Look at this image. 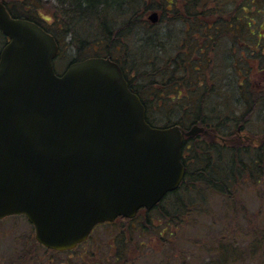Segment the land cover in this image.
<instances>
[{
	"label": "water",
	"instance_id": "95a60500",
	"mask_svg": "<svg viewBox=\"0 0 264 264\" xmlns=\"http://www.w3.org/2000/svg\"><path fill=\"white\" fill-rule=\"evenodd\" d=\"M0 28L11 38L0 59V218L26 214L39 242L68 250L96 224L133 217L179 187L184 137L204 127L152 126L110 58L58 76L54 36L2 2Z\"/></svg>",
	"mask_w": 264,
	"mask_h": 264
},
{
	"label": "trees",
	"instance_id": "16d2710c",
	"mask_svg": "<svg viewBox=\"0 0 264 264\" xmlns=\"http://www.w3.org/2000/svg\"><path fill=\"white\" fill-rule=\"evenodd\" d=\"M4 1L12 3L14 13L19 16L34 14L36 10L45 13L49 3L48 0ZM56 3L54 15L58 18V26L55 21L49 25L58 28L52 32L60 48L62 38L69 37L67 43L77 56L91 49L96 55L110 56L120 62L126 69L132 90L142 97L152 125L178 124L187 130L198 124L209 130L207 134L185 137L182 160L186 173L178 189L168 193L152 209H141L135 218L119 217L100 227L115 225L121 219V228H124L126 223L136 220L138 230L144 232L152 228L153 217L163 219L169 226L195 225L202 214L213 210L209 200L212 197L213 201L215 196L223 210L222 221L229 223L232 213L239 214L244 206L234 195L249 185H264V141L255 146L251 141L238 138L231 144L229 138L237 136L234 121L232 117L229 123L223 121V116L226 119L224 110L217 107L225 105L221 103L225 101L212 99L226 83L223 75L214 71V59L218 46L223 45L221 50L228 46L233 54L224 58V66L232 65L236 69L237 62L252 61L257 71L264 70V0H56ZM153 9L161 12L159 23L163 17L170 25L179 24L181 42L174 39L176 35L161 36L159 32H152L158 24L148 19ZM136 34L138 45L132 49L131 41ZM138 54L142 57L138 62H142L143 70L136 61ZM81 59L74 57L72 62ZM255 66L248 67L249 71ZM130 73H133V80ZM230 76H227L229 82ZM243 81H237L240 93L244 91ZM237 82L234 80V85ZM244 93L248 98L243 114H250L259 97L264 95V87L249 85L248 92ZM165 116L167 120L163 121ZM259 197H264V189ZM1 231L4 235L7 233L6 229ZM120 237L119 244L125 240L123 230ZM212 239L213 236L208 235L207 241ZM253 242L264 249V235ZM206 243L208 257L197 254L194 259H182L181 264H237L240 261L237 246L230 243L226 235L220 236L217 243ZM83 246L85 243L66 253ZM45 252L61 253L46 248ZM50 258L48 264H53L54 257ZM12 263L29 264L26 260H13ZM127 263L119 261V264Z\"/></svg>",
	"mask_w": 264,
	"mask_h": 264
},
{
	"label": "rangeland",
	"instance_id": "374dc122",
	"mask_svg": "<svg viewBox=\"0 0 264 264\" xmlns=\"http://www.w3.org/2000/svg\"><path fill=\"white\" fill-rule=\"evenodd\" d=\"M48 1L45 13L50 15L51 18L45 24L49 25L55 21V24L58 26V18L54 15V12H56V0ZM164 19L162 17V20L160 23L158 22L152 32H159L161 36L165 34H169L170 36L176 35L174 39L178 43L181 42L182 29L179 28V24H175V22L170 25ZM56 25H49V27L52 31H55L58 30ZM138 32L142 31L138 30ZM132 39V49L137 48V34ZM68 40L69 37H67V40H64V38L61 40L62 47L56 59V68L59 72L64 71L74 57L80 59L97 54L90 49L87 53L77 56L73 47L67 43ZM222 47L223 45L216 48L214 71L223 75L226 83H224L222 88L220 87V91L217 90L218 92L214 93L215 95L212 99L214 102L216 99L220 101L223 99L225 101L221 102L225 105L220 104L217 108L224 110L222 113H225L226 119L223 116V121L226 123L232 117L233 120L231 121H234L235 133L238 126L241 125L243 129L240 132L241 137H238V132L236 137L233 136L234 140L231 144H234L238 138L246 142L248 141L246 136H249L251 144L259 146L264 141V95L259 97L255 106L252 107L253 111L251 110L250 114L249 112L243 114L248 98L245 97L248 94L244 93V91L248 92L249 85L253 88L256 86L258 88L264 87V70L257 71L256 63L252 61H239V63L237 62L236 69L232 65L224 66V58L233 53L228 51V46H225L221 50ZM132 57L134 56L132 55ZM139 58L142 59L138 54L137 62ZM138 63L141 64L139 68L145 69L142 62ZM253 64L255 69L249 71L248 67H251ZM126 67L130 69L127 64ZM151 70L153 68L149 69V71ZM133 72L135 74V71ZM227 76H230V82ZM243 76L245 77L244 81ZM129 77L132 79L133 73H130ZM259 79L263 80L262 83L257 82ZM234 80L235 82L243 81L241 86L244 89L243 92H239V82L234 85ZM174 113L176 114V112ZM167 117L165 116L163 121L167 120ZM263 189L264 185L257 187L249 185V188L235 194V200L244 206H242L241 211L237 215L232 213L234 211H230L234 216L232 215L231 219L229 217V223L224 224L222 221L224 219L222 216L223 210L219 198L215 196L213 201L212 197L209 200V204L211 202L213 210L210 213L202 214L195 225L189 224L182 227V225L173 224L169 226L168 222L163 219L160 220L153 217L155 221H150L152 228L143 232L140 229L138 230V222L136 220H133L135 222L126 223V226L121 228L123 222L120 219L115 225L98 227L89 243L71 253H46L45 248L35 239L33 225L25 217L8 216L4 221H0V231L4 229L7 231L5 235L1 233L2 231L0 232V264H13V260H26L29 264H48L51 256L54 257L53 264H119L120 260L124 262L128 261L127 264H181L183 263L182 259H194L197 254L208 257L209 254L206 251L208 244L206 242L209 244L212 242L217 243L219 237L224 235L227 236V240L229 239L230 243L234 242L233 244L238 248L240 261L237 264H264V249L259 246L260 244L255 246L256 243L253 242H258L264 235V197H259ZM129 226L131 228L130 232H128ZM121 230L124 232L125 240L119 244L118 239L121 238ZM209 232L210 234H208ZM131 233L132 236L130 235ZM208 235L213 236L211 241H207Z\"/></svg>",
	"mask_w": 264,
	"mask_h": 264
},
{
	"label": "flooded vegetation",
	"instance_id": "af4514ba",
	"mask_svg": "<svg viewBox=\"0 0 264 264\" xmlns=\"http://www.w3.org/2000/svg\"><path fill=\"white\" fill-rule=\"evenodd\" d=\"M0 2H2L7 11L9 12V14L11 15V17L13 18H18V19H25V20H28V21H31V22H34L42 27H44L48 32H50L57 40V37L54 35V33L52 32V30L50 29L49 25L45 24L46 21L50 20L51 16L48 15L47 13H43L42 11L40 10H36V12L34 14H30V15H27V14H24V15H16L13 11V7H12V3H9V2H5L4 0H0ZM45 20V21H44ZM11 41V38L9 35H7L1 28H0V58H1V53L3 51V49L5 48V46ZM58 42V41H57ZM55 68H56V65H55ZM62 73V72H60ZM129 87L130 89L131 86H130V82H129ZM241 127L238 126V128ZM242 127L241 129L237 130V134L239 132V135L238 137H241V134L240 132L242 131ZM230 139V142L233 141L234 139L233 138H229Z\"/></svg>",
	"mask_w": 264,
	"mask_h": 264
}]
</instances>
